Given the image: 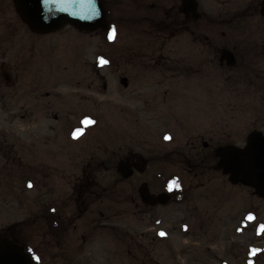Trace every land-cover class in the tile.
<instances>
[{
	"label": "flooded vegetation",
	"instance_id": "af4514ba",
	"mask_svg": "<svg viewBox=\"0 0 264 264\" xmlns=\"http://www.w3.org/2000/svg\"><path fill=\"white\" fill-rule=\"evenodd\" d=\"M217 1L218 9L209 12L201 0H105L106 11L111 16L106 32L103 33L102 28L74 27L82 34L101 35L104 44L112 46L118 40L125 47L123 57L112 55L83 61L85 65L74 62L71 72L72 76L80 78L77 83L90 81L88 88L102 96L110 85L108 77L114 75L122 79L126 76L127 86L123 89L129 90L131 95L139 91L148 94L149 104L146 105L154 113L153 120H164L170 132L182 129L186 123L191 128L194 123L201 131L188 137L185 143L179 137L169 136V145L150 142V150L143 154L136 139L121 146L120 139L113 137L114 132L111 138L93 133L89 139L91 134L86 133L91 127L90 112L84 101L87 96L55 93L51 84L61 79L59 71L54 73L58 67L52 63L38 64L33 57L31 101L21 103L17 115L21 122L34 121L38 126L37 149L33 150L34 143L25 145L29 159L24 161L25 176L29 182L35 178L43 181L48 197L42 201L46 207L43 234L47 236L45 244L54 254L51 256L54 262L77 259L83 250L82 243L94 239L99 228L114 237L119 235L117 222L120 220L126 222L124 232L130 239L146 240L136 251L147 256L160 248L157 239L164 234L161 225L168 221L167 216L174 220V209L178 205L184 204V217L191 218L192 184L184 180L177 186L171 175H165L161 181L159 173L213 168L216 148L237 144L227 131L233 118L229 115L231 111H218L217 103L242 100L243 105L253 107L250 110L254 115H259L249 120L252 129L248 135L253 130L264 131V114L261 113L262 108L264 111V0ZM118 11L125 12L124 20L128 23L127 35L121 38L119 30L115 29L120 23L114 18ZM22 31L27 37L58 32L42 34L32 30L19 14L14 0H0V45L16 41ZM135 31L138 38L134 36ZM8 50V46L2 47L0 59L7 56ZM4 64L0 65L1 75ZM18 84L22 101L25 92L22 83L18 81ZM100 100L99 106L107 109L106 101ZM71 116L78 117L76 123ZM203 116L210 121L211 128L206 131L209 135L206 138L201 129ZM101 125L106 128L108 123ZM43 132L48 136H42ZM248 135L243 144H239H246ZM2 144V156L7 160L2 171L15 182L13 148L7 138ZM212 158L215 163H211ZM36 159L38 163L34 164ZM5 180L6 176L0 173V183ZM52 187L55 191H48ZM33 201L36 202V198ZM34 226L32 223L29 228L32 238ZM175 226L169 224L170 232L179 229L187 234L193 230L189 226ZM17 228H13L10 236L15 242H18L14 237ZM0 236L6 237L5 233ZM75 240L79 243L70 245ZM29 245L37 248L35 242ZM55 249L61 255L55 253ZM179 256L175 254V261L164 258L163 263L179 264ZM142 259L139 260L146 262L144 257ZM32 264H39L38 260L33 258Z\"/></svg>",
	"mask_w": 264,
	"mask_h": 264
},
{
	"label": "rangeland",
	"instance_id": "374dc122",
	"mask_svg": "<svg viewBox=\"0 0 264 264\" xmlns=\"http://www.w3.org/2000/svg\"><path fill=\"white\" fill-rule=\"evenodd\" d=\"M201 2L209 12L218 9L217 0H201ZM108 17L110 20L111 16ZM124 17V11H118L114 15V18L120 22L115 28L119 30V38L122 35H127L128 23ZM71 26L67 25L66 29L58 31L56 34L41 37L35 34L27 37L22 31L18 33L16 41L0 45V51L3 46L9 47L7 56L0 59V65L2 62L5 63L3 74H0V173L6 176L5 182L0 183V235L5 233L6 238L9 239L14 232L13 228L18 227V233L16 232L14 235L17 243L25 247L35 242L37 248L34 247V252L36 256L42 258L43 262L40 264H164V258L175 261V254L181 255L178 258L179 264H264V199H261L252 187L242 184L233 185L226 175L220 171L214 172L211 168H208L210 172L206 170L203 173L200 169H196L195 172H170V174H176L180 180L189 182L186 184H192V191L189 195L191 196L190 207L193 209V216L185 218V205H178L174 209V220L172 221L167 216L168 221L161 225L164 227V234L159 237L161 240L157 239L160 248L153 253L147 256L138 253L136 248L142 247L146 240L130 239L124 232L126 222L120 220L117 222L119 235L114 237L99 228L94 239L82 243L83 250L77 259L66 260V263L53 261L51 256L54 254L45 244L47 236L43 234L46 225L43 219L46 207L42 203L48 198L45 196V188L42 187L43 181L35 178L32 180L33 182H29L25 176L24 163L29 160L26 154L28 149L25 148V145L34 143L33 150L37 149L35 133L38 135L39 130L36 122L27 120L26 123H23L17 115L20 112L21 103L26 104L31 101V67L34 65V59H37L36 63L38 64L52 63L58 67L54 73L59 71L58 77L61 79L51 84L55 93L58 94L61 91L63 95L68 96L83 93L84 97L87 96V100L84 98V101L87 103L88 112H90L91 127L86 133L90 132L89 139L93 133H102L111 138L112 132H114L113 137L120 139L121 146L136 139L140 144L141 153L146 154L145 152L150 150V142L154 141L158 145L162 143L163 146L169 145V141H167L169 134L172 137L173 135L179 137V140L181 139L185 143L188 137H193L201 132L195 128L194 123L192 128L186 123L187 126L182 129H171L170 132L168 126L164 124V120L161 119V122L153 120L154 113L148 109L149 105H146L149 104L148 94H142L139 91L136 95H131L129 90L123 89L119 77L114 75L107 78L110 85L108 91L102 96L88 88L90 81L84 82L82 79L83 82L77 83L80 78L72 76L71 72L74 62L81 63L78 65H85L83 61L112 55L123 57L125 47L118 40H115V45L112 46L104 44L101 35L82 34ZM134 36L138 38V32ZM136 51L138 53V50ZM17 75L20 76L19 79H17ZM18 81L22 83L23 92H25L22 101L19 93L21 86ZM82 86H86L87 89H83ZM48 88L50 89V87ZM116 88H119L120 92ZM90 97L92 98L90 99ZM100 98L106 101L107 109L99 106ZM160 101H162V97ZM243 104L245 103L242 100L234 99L232 102L225 101L216 105L218 111H231L229 115L233 118L230 119L231 124L227 131L237 146H242L245 137L252 129L249 120L259 116L254 115V111L250 110L253 107ZM159 108L162 114L163 108L160 102ZM261 113L263 116V108ZM77 119L78 117L71 116L73 123H76ZM104 122L108 123L106 128L101 125ZM218 128L222 131L221 125ZM201 129L204 130L205 138L209 136L206 131L211 130L210 121H207L205 117ZM46 135L48 136L47 132L42 133V136L46 137ZM5 138L13 148L15 182L6 175L5 171H2V166L7 163V160L2 156V151H4L2 143ZM81 138L82 136L78 139ZM27 141L28 143L25 144ZM33 163L37 164V159ZM160 176L162 177V175ZM100 180L105 184L102 179ZM6 185L8 186L3 187ZM48 191H55V187ZM56 196L55 193L52 195L54 198ZM33 198H36L37 201L34 202ZM32 223L35 225V231L32 230L34 238L30 234L31 231L29 232ZM169 224H176L175 227L179 228L183 225L189 226L193 230L186 234L177 229L172 233L169 230ZM137 231H141V229H137ZM28 235L31 236V241H29ZM76 243L79 241L75 240L70 245ZM167 246L170 247L167 248ZM56 250L54 252L61 255V252L58 250L56 252ZM170 253L175 254L171 255ZM143 257L146 262L141 261Z\"/></svg>",
	"mask_w": 264,
	"mask_h": 264
},
{
	"label": "water",
	"instance_id": "95a60500",
	"mask_svg": "<svg viewBox=\"0 0 264 264\" xmlns=\"http://www.w3.org/2000/svg\"><path fill=\"white\" fill-rule=\"evenodd\" d=\"M15 4L28 25L40 33L54 32L68 22L80 29L108 28L103 0H15ZM248 138L245 147H218L215 168L229 173L232 183L253 186L264 197V134L253 132ZM0 264H31V258L24 248L0 238Z\"/></svg>",
	"mask_w": 264,
	"mask_h": 264
}]
</instances>
